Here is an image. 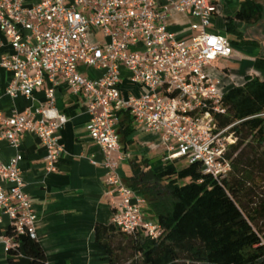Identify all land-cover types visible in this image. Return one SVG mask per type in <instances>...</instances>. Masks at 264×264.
I'll return each mask as SVG.
<instances>
[{"label": "built area", "instance_id": "built-area-1", "mask_svg": "<svg viewBox=\"0 0 264 264\" xmlns=\"http://www.w3.org/2000/svg\"><path fill=\"white\" fill-rule=\"evenodd\" d=\"M221 1L35 0L26 5L25 0H0V30L12 48L0 55V66L12 73L6 93L13 98H34L42 88L46 93L35 108L14 109L9 116L0 110V140L16 149L9 160L0 159V221L8 214L15 231L38 238L37 213L24 189L20 146L25 133L35 134L46 149V170H58L65 150L58 132L68 120L56 105L62 84L86 99L87 128L103 150L113 222L121 231H142L150 238L163 232L162 225L145 214L146 198L121 173L120 160L129 157L121 151L122 111L128 110L138 127L159 134L167 159L200 162L215 179L227 177L228 152L238 138L232 131L235 123L221 127L217 122L216 116L227 112V90L209 70L214 61L234 52L228 35L212 29ZM173 11L197 19L189 39L169 29ZM97 32L105 40L90 35ZM83 66L103 72L87 75ZM122 68L144 87L139 95L121 94ZM5 244L7 250L17 245L10 236Z\"/></svg>", "mask_w": 264, "mask_h": 264}, {"label": "trees", "instance_id": "trees-1", "mask_svg": "<svg viewBox=\"0 0 264 264\" xmlns=\"http://www.w3.org/2000/svg\"><path fill=\"white\" fill-rule=\"evenodd\" d=\"M264 6L243 0L227 22V31L244 40L235 20L260 21ZM254 66L264 68V57ZM225 114L216 116L221 127L234 124L237 142L228 157L231 171L220 180L206 173L200 162L155 171L146 160L126 166L125 182L146 196L145 214L163 227L158 238L142 231L126 233L116 224H97L95 239L104 250V264H264V79L248 77L224 94ZM122 111L121 141L133 129ZM144 162V163H143ZM117 235L127 239L116 242ZM7 236L17 243L9 248L10 264H50L38 238L9 226ZM23 253L24 258H17ZM123 254L127 256L123 258Z\"/></svg>", "mask_w": 264, "mask_h": 264}, {"label": "crops", "instance_id": "crops-1", "mask_svg": "<svg viewBox=\"0 0 264 264\" xmlns=\"http://www.w3.org/2000/svg\"><path fill=\"white\" fill-rule=\"evenodd\" d=\"M242 1L222 0L212 19V29H217L228 37H235H229L234 52L226 58L232 61L224 67L215 64L218 59L209 65L210 73L221 80L225 90L243 84L248 77L258 76L264 79V68L254 66L257 57H264V36L258 35L255 29L264 20V14L255 24L235 20L237 30L242 33L244 40L255 43L241 42L236 34L227 31V22L239 10ZM256 1L261 3L260 0ZM34 2L35 0H25L26 5ZM195 21L197 19L190 13L177 11H173L167 19L169 29L186 39L194 34L191 24ZM100 33L90 35L99 41L104 40ZM0 40V55L11 52V45L1 30ZM82 69L85 74L94 77L103 72L86 66ZM122 77L120 90L124 97L139 95L144 90L141 84L131 80L130 73L125 68H122ZM11 79L12 73L0 66V110L3 115L9 116L14 109L22 112L28 107L35 108L45 101L44 88L35 91L34 98L25 95L15 98L9 96L6 88ZM56 105L68 116L67 122L58 132L65 149L58 170H46V149L35 134L25 133L20 146L23 154L24 189L37 213L38 240L50 264H104L105 253L95 239V226L113 223L114 206L111 195L107 193L109 187L105 182V169L101 165L103 150L89 134L87 124L90 114L85 97L71 93L69 87L62 84L56 90ZM127 113L130 118L124 124H129L133 131L129 136L131 143L124 144L121 141V151L129 155L127 159L120 160L122 175L126 173L127 165L140 159L146 160L155 171L164 169L165 163L171 160L167 159L169 152L162 144L159 134L138 127L130 112ZM15 152L16 149L8 140H0L1 160H9ZM91 159L98 163H93ZM9 226L10 217L3 214L0 221V264H10L5 244ZM17 258H24L23 253Z\"/></svg>", "mask_w": 264, "mask_h": 264}, {"label": "rangeland", "instance_id": "rangeland-1", "mask_svg": "<svg viewBox=\"0 0 264 264\" xmlns=\"http://www.w3.org/2000/svg\"><path fill=\"white\" fill-rule=\"evenodd\" d=\"M261 3L263 4L264 6V0H260ZM232 3V5L234 4V2H230ZM233 7V6H232ZM255 29H256V32L258 35L260 36H264V20L260 22L259 25L255 26ZM217 30V29H216ZM100 36H102V34L100 33ZM229 37L231 38H235L233 37L232 35H229ZM104 40H105V37H104ZM230 61H232V59L230 60H226V58H219L215 64L216 65H219L220 67H224L226 66L228 63H230ZM144 163V162H143ZM169 165H175L176 167L178 168H183V167H186L189 165V163L187 162V160H185V158L183 157H180L178 159H173L171 161H168L165 163V167L169 166ZM144 196V195H143ZM146 198V196H144ZM120 241L121 243H123L124 245H126V242H127V239L125 237H123L122 235H117V239H116V242ZM123 258H125L127 255L126 254H123ZM131 260H128L127 262H124L123 264H129Z\"/></svg>", "mask_w": 264, "mask_h": 264}]
</instances>
